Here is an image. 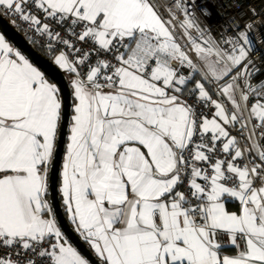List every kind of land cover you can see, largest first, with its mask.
Listing matches in <instances>:
<instances>
[{
	"label": "snow or ice",
	"instance_id": "snow-or-ice-1",
	"mask_svg": "<svg viewBox=\"0 0 264 264\" xmlns=\"http://www.w3.org/2000/svg\"><path fill=\"white\" fill-rule=\"evenodd\" d=\"M0 9L46 38L72 77L59 192L102 264H264V83L248 72L252 25L215 39L191 0H173L168 19L154 0ZM62 92L0 34V264H89L49 199Z\"/></svg>",
	"mask_w": 264,
	"mask_h": 264
},
{
	"label": "built area",
	"instance_id": "built-area-1",
	"mask_svg": "<svg viewBox=\"0 0 264 264\" xmlns=\"http://www.w3.org/2000/svg\"><path fill=\"white\" fill-rule=\"evenodd\" d=\"M161 14L165 19L169 18V6L173 0H154ZM191 9L199 26L206 31L209 36L220 39L222 36H235L238 26L252 25L250 39L252 40V51L249 60L251 66L248 72L251 74L250 80L255 87L264 83V0H191ZM2 14L9 19L26 38L34 45L44 48L49 58L52 55L46 46V38L41 39L32 32L28 25L19 18L11 14ZM180 19H183L182 14ZM57 31L63 32L62 28ZM177 39L184 43L183 30H178ZM59 50V49H58ZM240 71V69H237ZM187 95V93H186ZM189 103L196 104V101L189 100ZM200 112L207 113L206 107H200ZM235 135V133H233ZM221 243H226L223 235L220 236ZM242 243V242H241Z\"/></svg>",
	"mask_w": 264,
	"mask_h": 264
},
{
	"label": "water",
	"instance_id": "water-1",
	"mask_svg": "<svg viewBox=\"0 0 264 264\" xmlns=\"http://www.w3.org/2000/svg\"><path fill=\"white\" fill-rule=\"evenodd\" d=\"M0 33L5 35L6 39L22 54L26 55L29 60L42 71L45 72L46 76L49 77L53 82L58 83V85L63 89L62 92V124L63 127V138L58 144V153L54 159V170L50 171L49 183V199L50 202L54 203L56 219L61 232L68 239L70 244H72L77 251L88 260L89 264H102L101 258L88 246L86 241L82 238L79 232L76 230L74 224L70 221L66 214L62 198L59 192L60 186V176L63 166L64 156L66 154V148L68 143V136L70 134L71 127V116L73 115V110L71 107L72 97L69 95L70 88V78L67 73L60 69L54 61L48 56L41 53L34 44H32L26 36L14 26L9 19H7L0 11ZM55 183L56 192L55 200L52 201L51 197L53 195L51 190V184Z\"/></svg>",
	"mask_w": 264,
	"mask_h": 264
},
{
	"label": "crops",
	"instance_id": "crops-1",
	"mask_svg": "<svg viewBox=\"0 0 264 264\" xmlns=\"http://www.w3.org/2000/svg\"><path fill=\"white\" fill-rule=\"evenodd\" d=\"M1 34V33H0ZM178 40V39H177ZM180 41V40H179ZM181 42V41H180ZM182 43V42H181ZM47 52V51H46ZM46 56H48L49 57V54H48V52H47V55ZM54 57H55V54L54 53H52V55H51V59L54 61ZM66 73H67V75L68 76H70L71 77V75L66 71V70H64ZM69 77V78H70ZM49 78V77H48ZM50 79V78H49ZM71 79H72V77H71ZM70 79V80H71ZM197 80L199 79V77H197L196 78ZM50 81H52L51 79H50ZM53 82V81H52ZM189 87H191V85H189ZM214 99H215V97H213ZM70 135V134H69ZM69 142V141H68ZM66 155V154H65ZM62 171H63V166H62V170H61V176H62ZM61 176H60V183H61ZM60 195H61V193H60ZM61 198H62V195H61ZM62 202H63V199H62ZM63 205H64V203H63ZM227 207H228V209L230 210V211H236L237 210V208H238V204L236 203V202H229L228 203V205H227ZM65 208V207H64ZM66 210V209H65ZM66 214H67V216H68V218L70 219V221H71V218H70V213H68L67 212V210H66ZM72 222V221H71ZM74 226H75V224H74ZM75 228H76V226H75ZM80 234V233H79ZM81 235V234H80ZM82 236V235H81ZM83 238V237H82ZM69 242V241H68ZM70 243V242H69ZM87 244H88V246L91 248V246H90V244L88 243V242H86ZM73 246V245H72ZM74 247V246H73ZM92 249V248H91ZM93 251H94V249H92ZM95 252V251H94ZM235 252H236V249L235 248H232V247H226L225 249H224V254H228V255H234L235 254Z\"/></svg>",
	"mask_w": 264,
	"mask_h": 264
},
{
	"label": "trees",
	"instance_id": "trees-1",
	"mask_svg": "<svg viewBox=\"0 0 264 264\" xmlns=\"http://www.w3.org/2000/svg\"><path fill=\"white\" fill-rule=\"evenodd\" d=\"M36 46V48L41 52V53H43L44 55H47V52H46V50L44 49V48H42V47H39V46H37V45H35ZM70 77V76H69ZM70 79H71V77H70Z\"/></svg>",
	"mask_w": 264,
	"mask_h": 264
},
{
	"label": "bare ground",
	"instance_id": "bare-ground-1",
	"mask_svg": "<svg viewBox=\"0 0 264 264\" xmlns=\"http://www.w3.org/2000/svg\"><path fill=\"white\" fill-rule=\"evenodd\" d=\"M11 22V21H10ZM12 23V22H11ZM13 24V23H12ZM14 25V24H13ZM15 26V25H14Z\"/></svg>",
	"mask_w": 264,
	"mask_h": 264
}]
</instances>
